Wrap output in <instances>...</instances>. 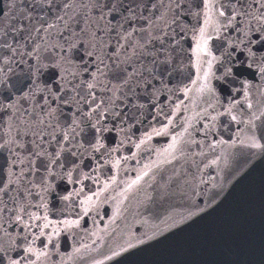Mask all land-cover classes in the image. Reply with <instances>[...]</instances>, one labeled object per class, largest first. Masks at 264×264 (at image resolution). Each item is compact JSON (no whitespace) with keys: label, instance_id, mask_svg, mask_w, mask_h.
<instances>
[{"label":"snow or ice","instance_id":"snow-or-ice-1","mask_svg":"<svg viewBox=\"0 0 264 264\" xmlns=\"http://www.w3.org/2000/svg\"><path fill=\"white\" fill-rule=\"evenodd\" d=\"M0 9V264H66L61 237L90 235L82 221L103 193L126 185L122 205L171 165L161 198L173 181L195 196L208 183L201 165L219 164L224 146L264 150V0H0ZM190 106L195 115L174 132ZM153 135L170 142L146 148L157 159L120 178Z\"/></svg>","mask_w":264,"mask_h":264},{"label":"water","instance_id":"water-1","mask_svg":"<svg viewBox=\"0 0 264 264\" xmlns=\"http://www.w3.org/2000/svg\"><path fill=\"white\" fill-rule=\"evenodd\" d=\"M253 75L250 73L249 77ZM195 111L190 106L188 112L177 115L173 131H183L181 117L191 118ZM161 123L166 121L153 127L159 129ZM232 132L231 127L227 132L221 128L218 138L227 140ZM260 134L264 136V129ZM169 142L170 135H153L149 145L139 150L133 148L140 163L129 161L120 178L134 179L133 168L139 171L157 159V154L146 152V148L161 150ZM260 143L264 144V140ZM124 154H128L127 150ZM218 155L219 164L209 168L201 165L200 171L208 183L199 185L195 196L181 195L176 188L178 181H173L168 196L161 198L160 185L173 175L171 165L161 166L153 185L150 188L144 185L122 205L118 193L126 185L103 193L93 201L82 221L83 229L90 235L61 237L62 255L73 257L66 264H92L93 260H104L113 251L120 252L121 247L127 250L104 260V264H264V150L224 146ZM212 158L204 159L207 162ZM104 171L106 176L115 174L108 169ZM89 187L91 191H99L96 185ZM86 191L91 195L89 189ZM140 239L144 242L140 243ZM129 242L134 246L129 248ZM81 243L92 245L91 249L82 250L81 254L85 255L82 259L80 254L73 255Z\"/></svg>","mask_w":264,"mask_h":264}]
</instances>
